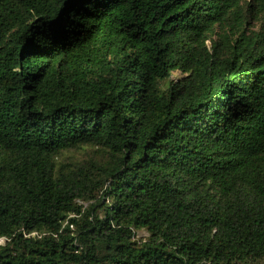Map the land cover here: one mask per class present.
Segmentation results:
<instances>
[{"label":"trees","instance_id":"obj_1","mask_svg":"<svg viewBox=\"0 0 264 264\" xmlns=\"http://www.w3.org/2000/svg\"><path fill=\"white\" fill-rule=\"evenodd\" d=\"M1 239L264 264V0H0Z\"/></svg>","mask_w":264,"mask_h":264},{"label":"rangeland","instance_id":"obj_2","mask_svg":"<svg viewBox=\"0 0 264 264\" xmlns=\"http://www.w3.org/2000/svg\"><path fill=\"white\" fill-rule=\"evenodd\" d=\"M178 74H179V73L176 72V73H175V76L178 75ZM147 235H148V233H147V231H145V230H141V231L138 232V237H140V238L145 237V236H147ZM4 241H5V239H1V240H0V243H4Z\"/></svg>","mask_w":264,"mask_h":264}]
</instances>
